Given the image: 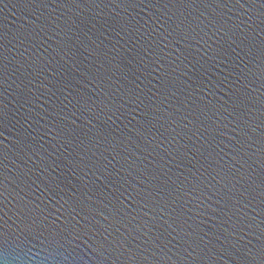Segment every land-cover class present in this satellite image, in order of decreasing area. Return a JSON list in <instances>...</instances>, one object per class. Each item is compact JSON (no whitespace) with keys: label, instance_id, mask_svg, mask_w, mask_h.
<instances>
[{"label":"water","instance_id":"obj_1","mask_svg":"<svg viewBox=\"0 0 264 264\" xmlns=\"http://www.w3.org/2000/svg\"><path fill=\"white\" fill-rule=\"evenodd\" d=\"M0 264H264V0H0Z\"/></svg>","mask_w":264,"mask_h":264},{"label":"snow or ice","instance_id":"obj_2","mask_svg":"<svg viewBox=\"0 0 264 264\" xmlns=\"http://www.w3.org/2000/svg\"><path fill=\"white\" fill-rule=\"evenodd\" d=\"M237 2H239V0H237ZM227 252H228V249L225 248V249H224V253L226 254Z\"/></svg>","mask_w":264,"mask_h":264}]
</instances>
